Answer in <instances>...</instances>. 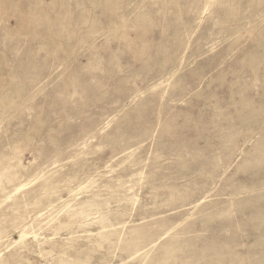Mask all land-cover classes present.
I'll return each mask as SVG.
<instances>
[{
	"label": "rangeland",
	"instance_id": "1",
	"mask_svg": "<svg viewBox=\"0 0 264 264\" xmlns=\"http://www.w3.org/2000/svg\"><path fill=\"white\" fill-rule=\"evenodd\" d=\"M0 264H264V0H0Z\"/></svg>",
	"mask_w": 264,
	"mask_h": 264
}]
</instances>
